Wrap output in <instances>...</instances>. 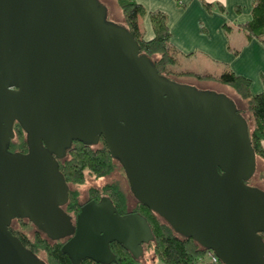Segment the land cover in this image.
Wrapping results in <instances>:
<instances>
[{"label": "water", "instance_id": "1", "mask_svg": "<svg viewBox=\"0 0 264 264\" xmlns=\"http://www.w3.org/2000/svg\"><path fill=\"white\" fill-rule=\"evenodd\" d=\"M15 125L25 155L9 151ZM100 139L135 201L174 233L220 264H264V192L246 184L257 157L236 103L160 76L98 0H0V264H45L11 233L14 220L67 239L73 264H112V243L143 258L154 241L144 217L120 216L107 197L75 226L61 209L58 160Z\"/></svg>", "mask_w": 264, "mask_h": 264}, {"label": "trees", "instance_id": "2", "mask_svg": "<svg viewBox=\"0 0 264 264\" xmlns=\"http://www.w3.org/2000/svg\"><path fill=\"white\" fill-rule=\"evenodd\" d=\"M121 10L124 18V27L138 43L141 53L148 56L154 64L158 74L170 80L176 76L172 67L175 59L171 54L175 51L170 45V31L165 14L155 11L146 13L144 7L135 0H114ZM251 20L242 25L249 37L255 38L264 45V0H252ZM148 14L151 23L153 37L150 40L143 38L138 27V19ZM156 57V58H155ZM180 76L190 77L201 82H215L234 90L238 96L246 101L248 111L252 119V129L249 126V137L256 157L264 161V92L252 94L249 79L238 76L231 71H225L218 76L203 75L193 72H182ZM240 112V110H239ZM241 113V112H240ZM249 125V123H248ZM18 134L19 140L11 143L13 149H24L25 142L22 138L23 131L19 125L14 126V133ZM16 135V134H15ZM114 161L103 142L99 148L92 149L81 143H76L69 151L67 159L60 164L59 170L67 183L79 186L85 182L86 175L96 178L107 177L116 169ZM113 206L120 213H126L127 200L125 195L116 185H107L104 189ZM70 201L76 207V193L71 192ZM132 212L144 217L151 229L154 241L145 247V250L153 252L154 258L163 264H202L206 252L192 239L178 236L161 219L154 215L146 207L136 202ZM11 233L32 253L43 252L46 254L47 264H73L67 255L62 253V244L51 242L38 236L34 241L25 235H19L13 230ZM264 240V234L261 235ZM110 249L114 254L115 261L112 264H145L141 260H135L119 244L112 243ZM81 264H96L86 260ZM211 264V263H210Z\"/></svg>", "mask_w": 264, "mask_h": 264}, {"label": "crops", "instance_id": "3", "mask_svg": "<svg viewBox=\"0 0 264 264\" xmlns=\"http://www.w3.org/2000/svg\"><path fill=\"white\" fill-rule=\"evenodd\" d=\"M135 1L146 13L165 14L170 45L179 63H193L199 69L186 71L212 76L231 71L250 80L252 94L264 92V45L249 37L242 28L251 20L252 0ZM137 23L143 38L150 40L153 31L148 14L140 17ZM221 86L233 92L247 107L246 101L234 90Z\"/></svg>", "mask_w": 264, "mask_h": 264}, {"label": "rangeland", "instance_id": "4", "mask_svg": "<svg viewBox=\"0 0 264 264\" xmlns=\"http://www.w3.org/2000/svg\"><path fill=\"white\" fill-rule=\"evenodd\" d=\"M98 2L104 6L107 10V21L117 25V26H124V18L121 10L117 6L116 2L114 0H98ZM173 58L175 59V66L172 67L173 73L176 75L174 76L175 80L181 84L185 85H192L200 90L205 91H211L218 94H223L226 97L233 100L237 107L239 108L242 115L245 117V119L248 121L250 130L252 129V119L251 115L248 111V107H245V104H243L239 98L233 93L229 92L228 90H225L221 88L222 86L220 84H212V83H204L200 84L193 78L190 77H182L180 74L182 72H187L186 70H199L197 69V66H195L193 63H179V59L176 56V54H171ZM156 58V57H155ZM205 82V81H204ZM238 98V99H237ZM15 140H19L18 134L15 132ZM22 138H24L22 133ZM99 146H93L92 149L99 148ZM60 171V170H59ZM62 174V173H61ZM69 184V183H68ZM252 186H257L260 188L261 191L264 192V161L257 157L256 160V172L252 179L249 182ZM107 185H116L118 189L125 195V198L127 200V212L130 213L132 211L136 204L135 200L130 193L128 182L125 178V174L123 172L122 167L119 163L116 164V169L112 174H110L107 177L102 178H96L91 175H86L85 182L79 186L71 185L69 184L71 192L76 193V200L79 202L80 205L85 204L89 199H99L102 196H107L104 189ZM72 203V202H71ZM86 205V204H85ZM84 206V205H83ZM82 206V207H83ZM81 207V208H82ZM80 208V211H81ZM134 213V212H132ZM136 214V213H135ZM11 230L13 232L19 234V235H25L28 239L31 241H34L35 237L39 235L41 238H46L42 233L38 232L36 228L29 222L24 221H17L14 222L12 225ZM47 239V238H46ZM209 251L206 252L205 256L202 259V264H210V259L208 257ZM37 256L43 260L46 263V254L43 252L37 253ZM145 264H163L161 261H158L154 258L153 252L148 250H144L143 258L141 259ZM47 264V263H46ZM220 264V263H218Z\"/></svg>", "mask_w": 264, "mask_h": 264}, {"label": "flooded vegetation", "instance_id": "5", "mask_svg": "<svg viewBox=\"0 0 264 264\" xmlns=\"http://www.w3.org/2000/svg\"><path fill=\"white\" fill-rule=\"evenodd\" d=\"M242 114V113H241ZM23 136H24V142H25V147H24V149H19V148H17V149H13V148H11V144H10V147H9V151L11 152V153H18V154H23V155H25V154H27L28 153V147H27V144H26V134L23 132ZM13 141H15V133H14V138L12 139V141H11V143L13 142ZM101 142H103V140L102 139H100V141H99V143L97 144V146H99V145H101ZM76 144V142H73V144H72V146H71V148L74 146ZM87 147H90V146H87ZM92 147V146H91ZM71 148L67 151V153H66V156H65V158L64 159H61V160H58V164H59V166H60V164L61 163H63L66 159H67V157H68V154H69V151L71 150ZM123 169V168H122ZM123 172H124V170H123ZM250 182V181H249ZM249 182H247L246 184L248 185V186H250V187H254V188H257V189H260V188H258L257 186H252V185H250L249 184ZM67 183V182H66ZM67 185H68V187H69V184L67 183ZM70 194H71V190H70V187H69V190H68V200H67V202H66V204H64L63 206H61V209L63 210V212H65L70 218H71V223H72V225L73 226H75V224H76V219H77V216H78V214L80 213V208L83 206V205H85V204H88V203H90V202H99L100 200H101V198H103V197H105V196H102V197H100L99 199H89L85 204H83V205H80L79 204V202L77 201V203H76V207H73V208H71L72 206H73V204L71 203V201H70ZM135 200V199H134ZM135 204H136V201H135ZM114 208H115V206H114ZM116 209V208H115ZM116 211H117V213L120 215V216H124V215H126V214H130V213H132V211H130V213H128L127 211H125L126 213H120V211L119 210H117L116 209ZM17 221H24V220H14V221H12V224H11V227L10 228H12V225H13V223L14 222H17ZM25 222V221H24ZM26 222H29V221H26ZM30 223V222H29ZM37 230V229H36ZM38 231V230H37ZM39 232V231H38ZM41 233V232H40ZM67 241V239L66 240H63V241H58L59 243H61L62 245L65 243ZM36 257H38L37 256V254H35V253H33ZM39 258V257H38ZM40 259V258H39ZM41 260V259H40ZM41 261H43V260H41ZM84 261H86V260H82V261H80L79 262V264H81L82 262H84ZM90 261V260H89ZM44 262V261H43ZM45 263V262H44ZM46 264V263H45Z\"/></svg>", "mask_w": 264, "mask_h": 264}, {"label": "built area", "instance_id": "6", "mask_svg": "<svg viewBox=\"0 0 264 264\" xmlns=\"http://www.w3.org/2000/svg\"><path fill=\"white\" fill-rule=\"evenodd\" d=\"M208 257L210 259L211 264H218L219 263L218 259L216 258V256L213 253L209 252Z\"/></svg>", "mask_w": 264, "mask_h": 264}]
</instances>
